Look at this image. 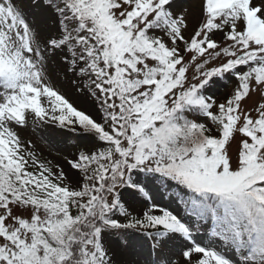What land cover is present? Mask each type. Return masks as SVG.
Masks as SVG:
<instances>
[{"label":"snow or ice","instance_id":"1","mask_svg":"<svg viewBox=\"0 0 264 264\" xmlns=\"http://www.w3.org/2000/svg\"><path fill=\"white\" fill-rule=\"evenodd\" d=\"M31 7L0 0V264H126L133 234L165 264H264V0ZM29 126L87 143L49 159ZM156 184L183 193V215Z\"/></svg>","mask_w":264,"mask_h":264},{"label":"rangeland","instance_id":"2","mask_svg":"<svg viewBox=\"0 0 264 264\" xmlns=\"http://www.w3.org/2000/svg\"><path fill=\"white\" fill-rule=\"evenodd\" d=\"M35 0H23L25 10L30 12L33 17L38 13L37 9H33L31 5ZM179 3L186 4L188 0H178ZM55 86L66 95V98L73 102L75 105L85 107V98L83 93L79 91L82 86L79 82H74L71 75L65 77L63 74H57L54 78ZM232 81H220L214 88L217 95H221L226 88H230ZM261 94H255L249 101V104L261 102ZM26 139L32 141L36 146V150L49 159H60L63 156H69L75 153L78 147L87 143L85 136L78 133L70 132L66 129H57L53 131L50 128L42 127L35 130L29 126L23 133ZM59 154V155H58ZM152 191L155 193L156 202L161 207H167L169 210L177 214L183 215L184 209L180 204V198L183 193L177 195L175 188H165L159 184L153 186ZM189 222H193L194 218L186 217ZM198 240L207 242L212 239L209 234V226L203 225L199 232L194 233ZM117 237H113V247L119 251ZM149 243L146 237L140 234H133L132 246L124 249L119 256V259L125 261L126 264H165L166 254L157 255L152 253L149 256Z\"/></svg>","mask_w":264,"mask_h":264}]
</instances>
